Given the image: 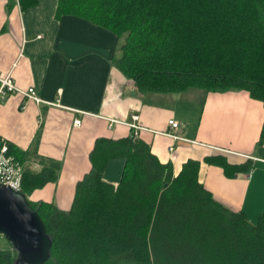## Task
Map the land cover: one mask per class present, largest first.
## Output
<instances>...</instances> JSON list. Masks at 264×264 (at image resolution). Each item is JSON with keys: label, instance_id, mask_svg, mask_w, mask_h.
Here are the masks:
<instances>
[{"label": "trees", "instance_id": "1", "mask_svg": "<svg viewBox=\"0 0 264 264\" xmlns=\"http://www.w3.org/2000/svg\"><path fill=\"white\" fill-rule=\"evenodd\" d=\"M36 2L21 0L23 7ZM57 14L114 32V60L142 92L245 89L264 103V0H59ZM4 140L23 164L26 195L58 179L60 162L32 169L23 150ZM115 157L125 162L111 182L104 171ZM90 160L69 209L30 199L53 241L42 264H264V212L251 220L217 199L199 179L201 160H186L175 174L133 130L97 137ZM204 160L228 175L253 166L220 154ZM16 256L0 248V264H14Z\"/></svg>", "mask_w": 264, "mask_h": 264}, {"label": "crops", "instance_id": "2", "mask_svg": "<svg viewBox=\"0 0 264 264\" xmlns=\"http://www.w3.org/2000/svg\"><path fill=\"white\" fill-rule=\"evenodd\" d=\"M58 1L23 7L21 0H0V73L20 87H34L43 99L8 94L0 101V136L23 150L24 164L32 169L61 164L58 179L34 189L29 198L69 209L77 182L92 167L97 137L119 138L133 130L163 162H172L175 174L186 160H201L200 181L217 199L256 220L264 212L263 101L245 89L142 92L114 60L120 53L117 35L79 15L59 16ZM186 92L201 99L192 127L189 110L179 106ZM133 113L140 115L136 122L143 128L128 123ZM76 117L81 125L74 123ZM170 118L180 122L178 129ZM219 154L253 166L228 175L220 164L204 160ZM124 162L110 159L105 179L119 181Z\"/></svg>", "mask_w": 264, "mask_h": 264}, {"label": "water", "instance_id": "3", "mask_svg": "<svg viewBox=\"0 0 264 264\" xmlns=\"http://www.w3.org/2000/svg\"><path fill=\"white\" fill-rule=\"evenodd\" d=\"M0 235L16 250L14 264H42L51 255L47 225L22 189L0 179Z\"/></svg>", "mask_w": 264, "mask_h": 264}, {"label": "built area", "instance_id": "4", "mask_svg": "<svg viewBox=\"0 0 264 264\" xmlns=\"http://www.w3.org/2000/svg\"><path fill=\"white\" fill-rule=\"evenodd\" d=\"M15 92L23 94L27 99H33L35 101H42L43 99L37 93L34 87L23 88L14 82V79L8 75H2L0 73V101H2L8 94ZM140 115L138 113H133V121L128 122L135 129H141L144 126L137 123ZM76 125L82 124V119L76 117L74 119ZM168 123L172 128L178 129L180 127V122L174 118L168 119ZM174 137H180V135L169 132ZM23 164L18 160L14 154L9 152V144L0 138V179L15 187L16 189H21L22 185V174H23Z\"/></svg>", "mask_w": 264, "mask_h": 264}, {"label": "rangeland", "instance_id": "5", "mask_svg": "<svg viewBox=\"0 0 264 264\" xmlns=\"http://www.w3.org/2000/svg\"><path fill=\"white\" fill-rule=\"evenodd\" d=\"M195 95H196L195 92H186L185 94H183V99H182L183 104H179V106H182L181 107L182 110L184 107H186L189 110L188 117L191 119L190 127L193 126L194 113L195 111L198 113L201 104V99L199 98L200 94H197L198 97ZM192 101L193 104H191ZM185 102L186 104H184ZM8 245H11L9 240L4 235H0V248H6ZM129 264H137V263H129Z\"/></svg>", "mask_w": 264, "mask_h": 264}]
</instances>
